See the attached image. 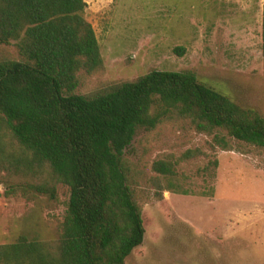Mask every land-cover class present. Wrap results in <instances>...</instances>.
Wrapping results in <instances>:
<instances>
[{
  "label": "trees",
  "instance_id": "16d2710c",
  "mask_svg": "<svg viewBox=\"0 0 264 264\" xmlns=\"http://www.w3.org/2000/svg\"><path fill=\"white\" fill-rule=\"evenodd\" d=\"M85 7V0H0V44L16 41L19 54L0 59L1 195L55 199L57 184L69 190L59 238L20 234L0 244V264H126L145 233L140 177L125 158L141 128L181 118L210 136L213 148L232 150L233 140L264 148V116L189 70L153 69L88 95L75 93L79 72L103 67ZM261 36L264 57V4ZM202 153L187 149L180 159ZM177 165L153 161L157 176L148 182L155 196L168 189L158 176H174ZM216 166L209 159L203 170ZM174 191L187 193L178 185Z\"/></svg>",
  "mask_w": 264,
  "mask_h": 264
},
{
  "label": "rangeland",
  "instance_id": "374dc122",
  "mask_svg": "<svg viewBox=\"0 0 264 264\" xmlns=\"http://www.w3.org/2000/svg\"><path fill=\"white\" fill-rule=\"evenodd\" d=\"M85 19L100 46L103 67L79 72L75 93L91 94L153 70L192 71L198 80L264 116V0H85ZM19 59L16 41L0 44V59ZM211 146L186 119L141 128L125 158L140 177L143 242L126 264H264V148L235 141ZM199 156L182 161L187 149ZM217 166L203 167L209 159ZM157 159L178 161L154 195L149 177ZM209 172V173H208ZM211 173V174H210ZM172 183V186L170 185ZM175 185L187 193L174 191ZM0 185V244L20 234L56 241L69 190L57 196L4 197Z\"/></svg>",
  "mask_w": 264,
  "mask_h": 264
}]
</instances>
